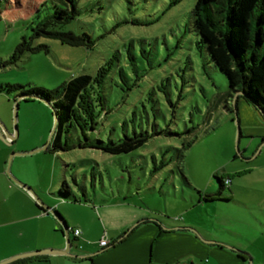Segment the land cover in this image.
<instances>
[{
    "label": "rangeland",
    "instance_id": "1",
    "mask_svg": "<svg viewBox=\"0 0 264 264\" xmlns=\"http://www.w3.org/2000/svg\"><path fill=\"white\" fill-rule=\"evenodd\" d=\"M41 1L19 0L17 7L4 9L6 0H0V116L18 133L14 140L3 131L0 137V152L7 155L6 178L18 185L6 173L10 161L11 175L32 190L34 201L43 203V197L54 202L69 228L81 225L90 237L104 230L93 210L124 202L136 212L129 229L147 220L139 226L189 231L202 242L241 251L246 264H264V142L244 130L262 127V117L249 105L258 112L259 125L240 121L236 144L234 112L219 101L228 89L226 78L197 48V36L187 27L195 0H82L84 11L63 30L87 32L93 40L70 45L38 36L32 44L46 48L17 55L16 44L30 33L34 8ZM49 5L41 7L40 16L51 11ZM101 66L107 78L97 90L104 109L100 112L93 99L92 129L76 125L63 130L60 149L51 146L56 135L52 106L5 89L7 84L54 89L79 74L96 76ZM80 104L87 108L86 97ZM124 130L150 137L141 147L115 155L84 144L86 137L107 142L108 134L116 140ZM194 136L195 142L178 159L174 148ZM12 170L34 178L36 188ZM216 176L232 182L221 196L206 200L204 195L219 189ZM63 180L75 199L54 195H59ZM56 221L60 232L63 225ZM72 241L81 256L85 240ZM72 263L89 261L77 257Z\"/></svg>",
    "mask_w": 264,
    "mask_h": 264
},
{
    "label": "trees",
    "instance_id": "2",
    "mask_svg": "<svg viewBox=\"0 0 264 264\" xmlns=\"http://www.w3.org/2000/svg\"><path fill=\"white\" fill-rule=\"evenodd\" d=\"M48 1H50L48 8L51 11L40 16L41 7ZM81 1L42 0L39 2L34 8L36 17L30 22V33L21 36L14 53L20 55L25 51L46 48L44 45L32 44V40L38 36L58 38L62 43L70 45H83L93 40L87 32L76 34L73 31L63 30L67 23L77 20L84 11L83 5L82 7L80 5ZM18 2L19 0L14 2L6 0L7 6L4 9L17 7ZM187 24L189 31L197 36V48L201 52H206L210 62L226 78L228 89L219 99L224 102L223 107L238 115V102L244 100L260 113L264 123V0H195L190 9ZM106 78L107 71L101 66L96 76L79 74L54 89L21 84H7L5 89L16 91L18 98H39L52 106L56 117V135L51 146L52 149H60L62 147L60 136L63 130L75 128L76 125H80L83 131L92 129L96 122L93 99L100 105V112H102L103 96L97 88L99 89ZM94 90L96 97L92 93ZM85 97L87 108L80 106ZM149 137L150 134L143 131L136 133L134 130V134H129L127 130H124L123 136L116 140L108 134L107 142L99 138L89 141L86 137L84 144L115 155L129 153L141 147ZM196 139L197 136H194L183 142L180 147H175L176 157L182 160L185 152ZM216 178L219 189L213 194L204 195L206 200L221 196V190L229 181L227 180L226 183V180L224 181L221 177L216 176ZM63 193L73 196L65 180L61 182L59 195L57 193L54 195L59 199V197L63 198L64 195H61ZM73 198L75 199L74 196ZM147 222L144 220L141 223Z\"/></svg>",
    "mask_w": 264,
    "mask_h": 264
},
{
    "label": "crops",
    "instance_id": "3",
    "mask_svg": "<svg viewBox=\"0 0 264 264\" xmlns=\"http://www.w3.org/2000/svg\"><path fill=\"white\" fill-rule=\"evenodd\" d=\"M256 111L244 100H239L238 122L246 119L244 123L259 125L255 120L257 116L260 117ZM0 119L4 121L7 131L12 134V140L16 139L18 133L13 131L11 124L1 116ZM244 130L251 138L260 136L264 142L263 120L262 127H249ZM1 135L3 136L0 127V137ZM6 156V153L2 155L0 152V262L14 258L7 264H73V258L78 257L87 259L89 264H190V262L197 264L196 260L212 261L217 264H246V256L241 251L228 249L221 243L213 241L202 242L189 231L163 229L158 224L139 226L141 222L129 229L136 212L124 202L93 210L94 216L101 218L100 225L104 230L98 231L95 237H90L89 229L81 225L69 228L66 216L56 211L57 204L43 197H41L43 203L53 209L66 226L71 241L73 238L85 240L81 247V256L76 253L73 243L69 249L72 255L27 254L47 248H63L64 231L58 232L56 217L34 201L29 190L12 184L6 178L4 173ZM14 160L15 157L11 159V166ZM13 173L33 189L36 188L38 183L34 178L22 177L17 170ZM225 180H229L226 185L232 182L231 178H224ZM75 229L80 231L79 235L74 234ZM102 237L109 241L108 245H99ZM97 248H100V251Z\"/></svg>",
    "mask_w": 264,
    "mask_h": 264
},
{
    "label": "water",
    "instance_id": "4",
    "mask_svg": "<svg viewBox=\"0 0 264 264\" xmlns=\"http://www.w3.org/2000/svg\"><path fill=\"white\" fill-rule=\"evenodd\" d=\"M15 108H17V103L15 105ZM55 117V116H54ZM234 119L238 125V135H237V139H236V144H238V141H239V122H238V115L236 114V112H234ZM55 120H56V117H55ZM0 127L2 128V131L7 135V137L9 139H13V136L12 134H10L6 127L4 126V124L0 121ZM15 133H17V128L15 126ZM48 144V143H47ZM47 147V145H44L42 148H37V149H34V150H31V151H28L26 153H33L35 151H39L40 149H45ZM9 164H10V161L8 162V165H7V168H6V173L8 174V176L10 177V179L17 183L18 185L26 188L27 190L29 191H32L29 187H27L25 184H22L20 181H18L17 179H15V177H13L9 171ZM40 205H42V207H44L45 209H48L49 213H51L54 217H56L60 222L61 224L63 225V231H64V241H65V246L63 248H47L45 250H38V251H34V252H28L27 254H39V253H54V254H64V255H72L70 252H69V249L72 245V241L71 239L69 238V235H68V232H67V229H66V226L63 224V222L61 221V219L57 216L56 212L47 207L45 204L43 203H40ZM132 228V227H131ZM12 259L14 258H10V259H7V260H4L2 262H0V264H7L9 263Z\"/></svg>",
    "mask_w": 264,
    "mask_h": 264
},
{
    "label": "built area",
    "instance_id": "5",
    "mask_svg": "<svg viewBox=\"0 0 264 264\" xmlns=\"http://www.w3.org/2000/svg\"><path fill=\"white\" fill-rule=\"evenodd\" d=\"M226 183H227V181H225ZM79 230L78 229H75L74 230V234L75 235H79ZM108 240L105 238V237H102L101 239H100V241H99V245L100 246H106V245H108ZM82 264H84V263H82Z\"/></svg>",
    "mask_w": 264,
    "mask_h": 264
}]
</instances>
